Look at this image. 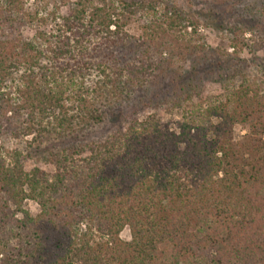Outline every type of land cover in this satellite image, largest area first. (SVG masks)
I'll list each match as a JSON object with an SVG mask.
<instances>
[{"label":"trees","instance_id":"obj_1","mask_svg":"<svg viewBox=\"0 0 264 264\" xmlns=\"http://www.w3.org/2000/svg\"><path fill=\"white\" fill-rule=\"evenodd\" d=\"M115 3L90 10L79 1L59 17L57 35L41 36L36 47L20 38L39 16L28 0H0V141L51 128L82 131L122 114L149 89L161 62L146 53L121 65L117 57L129 40L124 13L156 17L142 28L145 42L198 30L176 8L159 11L156 0ZM103 46L104 58H87ZM232 46L235 55L244 48L238 38ZM196 50L182 43L175 53L200 61ZM92 71L94 89L83 82ZM16 74L22 85L6 91ZM138 98L141 110L154 111L121 119L81 148L51 153L52 174L26 172L22 153L1 147L0 264H264V92L243 84L225 101L199 95L194 108L191 96L172 99L169 106L185 112L176 130L158 115L163 100ZM236 126L247 131L239 141ZM27 201L40 207L37 216Z\"/></svg>","mask_w":264,"mask_h":264},{"label":"rangeland","instance_id":"obj_2","mask_svg":"<svg viewBox=\"0 0 264 264\" xmlns=\"http://www.w3.org/2000/svg\"><path fill=\"white\" fill-rule=\"evenodd\" d=\"M79 1H82L90 10L95 7L116 8L117 6L115 0H28L29 12L32 16L36 14L39 16L21 30V40L32 42L38 47L39 43H45L41 36L46 38L51 33L57 35L59 17L68 15L71 9L77 7ZM156 1L159 11H164L167 7L176 8L195 20L198 23V30L196 33L191 30L182 32L175 38L157 36L154 38L155 41L147 42L145 39V42L142 28L155 23L156 17L145 13H124V16H120L124 25L123 33L129 36L127 46L120 49L117 55L120 62L122 61L121 65L145 60L146 53L149 57L161 62L160 68L153 72L156 75L153 74L147 81L148 90H140L139 94H135L132 100L127 101L120 108L123 113H117L110 121L91 122L82 131L76 130L70 133L51 128L45 135L38 136L35 133L21 139L3 138L0 141V150L4 146V154L15 150L21 152V163L26 172L38 168L52 174L55 169L45 160L51 153L81 148L88 142L99 140L112 133L113 126L121 119L135 114L145 115L149 108L141 110L137 102L139 96H142L145 101L163 100L165 105L159 106L158 115L164 124L176 130L185 112L169 106L172 99H185L191 96L194 99V108L199 103V95L210 97L213 101H225L230 92L243 84H249L264 92V0ZM57 17L58 20H56ZM235 38L244 44L243 50L237 55L234 54L232 46ZM182 43L189 45L196 52V49L200 47L197 54L201 57L200 61L197 60V56L190 57L188 61L180 60L175 49ZM101 49H106V46ZM99 50L92 52L94 58H87L99 61L104 58V54L109 53L108 50L103 52ZM43 61L55 63L50 59L48 62ZM21 75L16 74L13 80L7 81L6 91L15 92L17 87L22 85ZM153 77L159 79L156 81ZM85 78L84 85L94 89L99 79L97 73L92 71L86 74ZM153 79L155 82L151 84ZM80 83L78 81V84ZM246 132L240 126H236L235 141H239ZM26 208L33 216L40 213V207L34 201H27ZM121 237L124 241H131L130 230L125 229Z\"/></svg>","mask_w":264,"mask_h":264}]
</instances>
